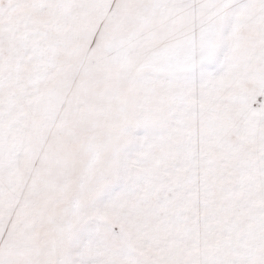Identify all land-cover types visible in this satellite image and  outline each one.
<instances>
[{"label": "snow or ice", "instance_id": "snow-or-ice-1", "mask_svg": "<svg viewBox=\"0 0 264 264\" xmlns=\"http://www.w3.org/2000/svg\"><path fill=\"white\" fill-rule=\"evenodd\" d=\"M0 264H264V0H0Z\"/></svg>", "mask_w": 264, "mask_h": 264}]
</instances>
